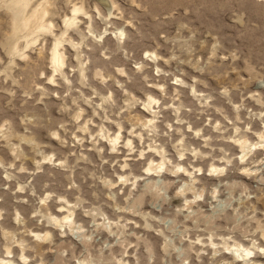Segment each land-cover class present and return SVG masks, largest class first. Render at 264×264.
<instances>
[{"label":"rangeland","instance_id":"rangeland-1","mask_svg":"<svg viewBox=\"0 0 264 264\" xmlns=\"http://www.w3.org/2000/svg\"><path fill=\"white\" fill-rule=\"evenodd\" d=\"M0 264H264V0H0Z\"/></svg>","mask_w":264,"mask_h":264},{"label":"bare ground","instance_id":"bare-ground-1","mask_svg":"<svg viewBox=\"0 0 264 264\" xmlns=\"http://www.w3.org/2000/svg\"><path fill=\"white\" fill-rule=\"evenodd\" d=\"M42 18V15H38L36 16L33 20H30L27 22L26 26H33L32 24H37ZM31 25V26H30ZM55 65H56V68H60L62 66V58L60 57V55H57L56 54V58H55ZM244 150L245 151V146H243Z\"/></svg>","mask_w":264,"mask_h":264}]
</instances>
